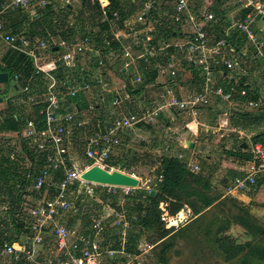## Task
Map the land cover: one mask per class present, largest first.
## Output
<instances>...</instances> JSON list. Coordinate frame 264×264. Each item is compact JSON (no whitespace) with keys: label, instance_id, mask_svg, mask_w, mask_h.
Segmentation results:
<instances>
[{"label":"built area","instance_id":"built-area-1","mask_svg":"<svg viewBox=\"0 0 264 264\" xmlns=\"http://www.w3.org/2000/svg\"><path fill=\"white\" fill-rule=\"evenodd\" d=\"M64 1L66 4H72V0ZM106 1L98 0L104 14L109 5V2ZM234 1L245 10H249V12L243 19L222 30L221 36L217 32V28L220 27L221 23L214 12L211 11L206 14L201 11L197 12L193 8L191 0L173 1V10L170 13L167 12L166 15H168L171 23L185 27L186 32L185 37L181 39L182 41L171 43H169L170 41L156 42L152 34L146 33L141 28L142 25H147L144 13L132 19L133 21L130 19L125 21L123 29L120 28L118 23L119 15L114 13L106 21L111 26L112 41H116L120 45L118 49L110 47L111 50L107 55H103L102 50L98 48V43L89 36H83V38L72 41L61 40L59 44L55 45H50L47 41L39 39L32 42L24 34H13L6 31L4 23L0 21V39L32 59L35 75H42L45 84L43 92L38 90L39 92L32 93L31 87L34 77H31L23 82V89L20 92L22 99L21 104H19L22 107H31L39 103H43L45 106L40 113L44 117V122L41 123L35 118L27 117L22 132L18 134L22 137V139L20 137V143L26 141L25 143L29 149H33L37 153H46L48 167L37 179L34 188L40 191L45 185H49V181L53 178L52 171L63 173V178L57 184L52 195L49 198L45 196V199L35 201L31 206L30 214L34 218L32 225L34 236L29 243L31 245L29 252L31 253H27L28 258L38 252L36 246L43 244V235L51 233L55 238L56 248L62 256L55 261H47L45 264H114V261L116 264H152L156 245L147 240H143L145 243H141L136 253L129 254L125 251L128 230L131 226L126 210H113L112 212V224L121 230V233L118 234L122 237L120 241L122 248L118 250L106 246L107 243L112 242L111 237L106 233L109 216L103 213L93 216L89 234L76 233L71 228L63 225L59 217L72 208L69 195L73 193V188L86 191L87 194L92 196L99 191L109 196L119 197L118 206H123V198L131 191L130 188L96 184L82 177L94 166L108 171L114 170V168H108L107 161L111 158L114 149L121 144L122 136L126 131L135 129L140 124H155L163 112L187 113L197 121L199 109L210 104L212 94L222 96L225 100L231 98V95H224L223 88L216 86L214 83L216 72L220 70L221 65H224L228 71L234 70L237 65L235 62L226 59L224 52L228 47L233 46L230 39L236 31L245 34L250 41L259 46L252 35V28L259 19L264 18V0ZM40 4L45 7L49 2L42 0ZM29 6L30 0H9V2L0 5V18L4 13L27 9ZM214 27L216 29L215 34H211L208 29ZM121 30L124 32H121ZM59 31L60 28L58 27L57 32ZM121 37H124L125 44L122 43ZM106 45L109 46L110 42L107 41ZM52 46H57L59 52L56 57L48 61V51ZM170 50L174 51V54L169 58L172 62L163 67L161 59ZM89 54L98 59V65L101 67L114 63L119 56L123 57V67L127 70H137L140 64L152 67L154 64L160 63L158 65L166 69L172 77L177 74L176 57L174 55L183 56L189 64L201 68L206 85L201 93L187 99L163 95L162 100L156 103L153 108L145 106L138 113L111 119L104 127L102 121L98 120L96 127H93L91 119L80 118L77 109H75L76 112L74 110L67 111L66 107L67 98L73 99L80 94L85 95L91 86L89 84L73 86L60 80L55 73L61 65L69 69H75L78 72L79 56ZM71 63H74L72 67H70ZM14 80L19 82L20 79L15 76ZM141 80L142 77L138 74L136 82L138 83ZM118 103L119 101L116 99L115 105H118ZM249 105L256 106L253 102H250ZM74 126L84 131L83 155L86 162L82 165L76 162L78 156L73 157L70 153L69 143ZM14 155L13 153L12 156ZM251 155L252 165L250 170L246 172V175L232 180L226 187L225 197L238 198V195L245 191L249 185L256 184V179L259 176H264V146L256 145L251 150ZM178 157L180 159L184 158L183 155ZM187 167L195 173L200 171L197 165L191 163H188ZM129 175L141 179L134 173ZM146 183L147 187H151L153 180L149 179ZM4 253L13 255L15 248L7 246ZM16 260H19V256H16Z\"/></svg>","mask_w":264,"mask_h":264},{"label":"trees","instance_id":"trees-1","mask_svg":"<svg viewBox=\"0 0 264 264\" xmlns=\"http://www.w3.org/2000/svg\"><path fill=\"white\" fill-rule=\"evenodd\" d=\"M5 1L6 0H4V2ZM36 1H40L41 3L42 0ZM46 1H48L49 4L45 7L42 6L43 9L35 15L33 22H31L23 32L20 31L22 30L24 23L23 20H29L27 16H23V19L19 20L10 32L13 34H24V36L29 38L32 42L36 41L37 37H39V40H49L51 35L55 38L60 37L67 41H72L74 39L72 36L77 32V24L64 28V31L61 30V32L59 31L57 33L58 27L60 28V25L57 23L65 25V21H68V18L71 15L74 16L73 4H65L63 9H60V12L64 15L62 17L63 19L57 18L56 22H54L52 17H56V15L60 14L54 8L56 7L54 5L56 2L55 0ZM92 1L93 0H82V6L90 5L93 11V14L90 15L95 19V15H98L96 11H100V5L97 0H95L96 3L94 2V5L92 4ZM108 1L109 5L106 8V12L109 17H112L114 13H117L119 15L118 22L121 27L123 26L124 21L144 9L142 6V0L138 2L134 0ZM173 1L175 0H153V6L149 9L147 17L148 21L152 20L154 22V30L152 33L156 36V42H168L174 39H180L184 36L182 27L178 24L171 23L168 19V15L165 14V12L170 13V11L173 10L171 4ZM198 1L199 0H197V2ZM215 1L217 6H212L210 10L214 12L217 17L219 16L220 23L225 20L227 25L230 24L229 17L221 7L223 0ZM158 5H160L159 9H157ZM195 10L198 12L197 9ZM20 13H24V9L9 11L1 16L0 21L4 23L3 19L6 17V14L18 15ZM74 18L77 19L76 16H74ZM78 20L82 23L84 22L80 18H78ZM91 26L93 27V25ZM91 26L84 27L81 33L84 34V36L86 35L95 38V41L98 43V46H100L103 54L107 55L110 50V47L106 45L107 41H112L113 38L110 33L111 29L108 22L98 19V32L91 29ZM222 30L223 29H220V27L217 28L219 36H221ZM234 39L235 35L230 41H234ZM0 42L5 44L1 39ZM244 43V40L240 41L239 45ZM5 45L8 46V49L0 59V73H8L10 80L14 79L15 76H18L20 79L19 82L22 84L26 78L30 76L34 77L31 87L32 93L39 92L38 90L43 92L45 84L42 75H35L33 60L27 54L12 48L7 44ZM56 47L57 46H52L48 51V54L56 55V51H53ZM112 47L118 49L119 45L114 43L112 44ZM173 54L174 51L170 50L166 56L162 58L163 60H168ZM123 60V57L119 56L115 60V65L120 71V76L126 78L127 75L122 69ZM183 65L185 68L192 71L193 76H199V71H197L194 65H189L185 62ZM103 68L104 70L109 68L108 64L103 66ZM139 70L142 75L141 84L138 85L139 87L133 89L128 82L127 89L129 94L133 96L144 93L148 96V91H157L160 87L157 84L159 71L155 68H146L142 65H140ZM77 71L78 72H76L75 69H69L68 67L61 65L55 73L60 80L73 86L77 84H89L95 86L98 84V81L91 80L90 75L87 74L84 69L82 71ZM106 73L107 72L104 71L103 74ZM134 76L135 75L132 77ZM179 77L180 76L178 75L177 78ZM130 78L131 77L127 79ZM249 88V86L245 85V82L237 84L235 87L236 92L234 100L240 102H247L251 98L260 100L259 95L253 97V92L249 91ZM229 89H231V85L227 86V90ZM243 90L246 92L244 96L241 95ZM89 104L90 100L88 97L80 94L73 99H68L66 107L70 110L77 109L80 112L87 111L90 108L93 111H95V109L97 110L98 105L92 107ZM44 107L43 103L33 105L29 111L25 112V114L20 112V110L15 109V107L9 102L1 113L4 118L1 121V123H3L1 127L3 129L5 127L6 131L21 133L26 124L25 119L27 117L35 118L41 123L44 122V117L40 115ZM151 126L153 125H146V128H151ZM41 128H43V126H41ZM20 142L21 140L12 146L0 147V214L6 211L4 214L7 216L2 217V220H6L7 217L11 220L10 222H5V227H0V233H24L25 237H32L34 236L32 231V219L29 218L28 214L33 204L30 203L29 198L35 197L34 199H43L46 195H51L55 191L57 184L63 178V173L61 171H52L51 175L53 174V178L50 180L49 185H45L44 188L37 191L34 188L35 182L48 167L46 153H37L35 150L28 148L25 143L26 141H23L22 143ZM253 143L262 144L264 146V132L257 134L254 137ZM78 147L79 152L82 150L83 153V146L80 145ZM13 153L15 154L14 156H12ZM178 156L179 155L170 154L162 156L159 159L157 171L152 173L154 178L151 191L155 192L153 197L150 196L151 191L145 190H142L135 195L133 194V191L138 189H134L130 194L125 196L126 199L124 200L123 206H118L119 197L109 196L99 191L91 196L87 194L86 191L73 188V193L69 196L72 202V207L76 208L73 212L75 215L71 217V215H69L71 212L68 214L64 213L63 217L60 218V222L65 223L71 229L77 228L79 226L78 223L80 222V232L88 230L89 227H91L92 217L98 215L101 211L100 208H102V206L98 205L99 203L94 200L96 195L101 193L104 203L110 202L113 210H126L128 219L131 220V230L129 231L131 235L129 237V244L126 248L129 254L136 253L139 243L146 238L151 244L157 245L156 250L160 249V252L158 251L159 254L156 253L158 254L156 255L158 262L160 264H169L168 254L175 248L177 236L174 234L176 230L174 227L167 228L166 219L175 218L183 211L189 212L190 215L188 221L198 216L201 217L205 214V211L214 207H219L221 199L223 198L222 190L213 185L212 173L205 169L207 166L205 159H202L201 170L198 173H195L188 169V160L186 158L180 159ZM238 157L242 160H251L252 158L250 154H240ZM107 165L108 168H114L119 171L130 173L124 164V161L120 158L117 159L113 154L109 161H107ZM259 187L260 183L256 185V188ZM238 218L233 217L231 220L228 219L227 226L217 228L216 233H212L211 231L210 233H204L206 241L216 246L227 262L240 260L242 264H264V227L258 224L256 219L250 218V220L248 218H241L238 220ZM111 221L107 224L106 229V233H108V236L110 237H112L113 233H120V231L113 227V221ZM233 221L244 227L246 234L251 238L249 242L241 244L236 238L226 234V232L229 231L230 226L233 224ZM10 226L12 227L11 232L10 229H6ZM13 242L15 241L7 238H0V248L6 243L12 245ZM113 242L115 243H112L111 248L120 249L119 236H113ZM106 246H108V244H106ZM25 262L26 260L23 264H26Z\"/></svg>","mask_w":264,"mask_h":264},{"label":"crops","instance_id":"crops-1","mask_svg":"<svg viewBox=\"0 0 264 264\" xmlns=\"http://www.w3.org/2000/svg\"><path fill=\"white\" fill-rule=\"evenodd\" d=\"M201 1L202 0H199L197 2L196 0V3L198 4L193 2V8L197 9L198 11H201L203 14H206L207 12H211L210 9L212 6L210 8L202 7V5H200ZM5 2H9V1L6 0ZM5 2L4 0H0L1 4ZM93 2L96 3L95 0L92 1V4ZM106 2H109V1L107 0ZM82 3L83 2H81V4ZM172 3L174 2H171V4ZM221 7L224 10L225 14L229 17V21H230V24H228L229 26L232 23L234 24L236 21L243 19V17L249 12V10H245L240 4H238L234 0H223ZM82 8H84L88 12L86 16L89 17V19L91 20L94 19L90 15V14H93V11L90 5L82 6ZM159 8H160V5L159 7H157V9ZM147 9L148 8L144 7L142 12L140 11L138 14H135L134 16L129 18L131 21H133L132 19L144 13L146 16V22H147V25H142V28L144 30H146V28L150 26V22L148 21V17H147L149 9L148 10ZM231 11L233 14H235V19L231 18L228 15L231 13ZM96 12L98 13V15H95V19L99 17V19H101L102 21L108 22L106 21V19L109 18V15L106 11L104 14V11H102L100 7V11H96ZM5 16L6 17L3 19V21L6 27V31L8 32L12 31L13 28L16 26L15 24L19 20L16 19L15 14L13 15L6 14ZM217 18L219 19V16ZM14 19H16V21L13 22ZM85 22L83 23L81 22L80 25L84 27ZM124 23L125 21L123 22L122 27L119 24L121 29L124 28ZM90 25H93V29L94 31H96L94 27L96 25L94 24V22H91ZM228 25L226 21L223 20L221 21L220 29L224 30L229 27ZM97 26H98V23H97ZM181 27H182L183 33L185 34L186 31H184V27L183 26ZM110 29H111V26H110ZM208 30L211 34H213L216 29L214 27V28H209ZM121 32H124V31L121 30ZM110 33L112 34V30H110ZM234 35H235L234 41H230V42H233V46L227 48V50L224 52V57L228 60L235 62L237 65L232 71H228L224 65H221L220 70L216 72V81L214 82L216 86L223 88L224 93H225L224 95H231V98L228 100H225L222 96H217L215 94H212L210 104L208 106L201 107L199 109L197 121L194 120L192 115L187 114V113L163 112L160 118L157 119L156 123L154 124V125H156L157 123L158 125L159 123L161 124L162 127L160 126L159 131L157 132L154 131L152 127H151L152 129L150 127L147 129L146 124H140L135 129L126 131L124 135L122 136L121 145L114 149L113 156H115L117 159L118 158L122 159L126 167H127V164L131 161V160H128V158L132 159L134 156L138 159L140 157L144 158L142 162L145 160V165H147L144 167L151 168L150 170L152 172H153L154 167L158 168L159 158H161L162 156L170 155V154L183 155L184 158L188 160V163L197 165L200 168V170H201V163H202L201 159H205L206 164H207L205 169L206 171H210V173H212L213 185L221 189L223 193V198L221 199L220 206L217 207L218 209L220 208V213H221L220 216L223 215V217H221V220H223L224 223L220 227H226L228 224L227 220L228 219L231 220L233 217H237V218L240 217L238 218V220H240L241 218L256 219L257 223L264 227V224H262L264 217L261 216L262 212H264V176H259L256 179V184L254 186L249 185L245 191L241 192L238 195V198L224 196L225 187L229 185L230 182L236 177H242L246 175V172H248L251 168L252 158L251 160H242V159H239L238 155L250 154V156L252 157L251 150L256 145L263 146L262 144H254L253 143L254 137L257 134L264 132V18L259 19L257 23L254 25V27L252 28V35L253 37H255V39L259 43V46L255 45L252 41H250L245 34H240L236 31L233 34V36ZM83 36L84 34L81 35L82 38ZM184 37L185 36H182L180 39H174L170 41L169 43L180 41ZM154 38H156V36ZM93 39L95 40V38ZM61 40H65V39L61 38ZM121 40L123 44L126 43L124 37H121ZM243 40L245 41V43L242 45L241 44L239 45V42ZM47 42L49 43V41ZM109 42H110V45L108 47H111V48H113L112 44L114 43L116 45H120L116 41H109ZM158 42H165V41H158ZM56 44H59V43L56 42ZM98 48L101 50L100 46ZM57 51H59V49ZM57 51H56V55L48 54L49 56L48 61L52 60V58L57 56V53H58ZM83 56H88V58L91 57L92 62H93L92 66L94 62L98 61V59L94 55L89 54V55H83ZM174 57H176V69H177V74L175 77H172L170 73L166 71V69L162 68V66L163 67L167 66L169 62H172V60H170L169 58L168 60H165V59L163 60V58L161 59V61L163 62L162 66L158 65L160 63L154 64V66L152 67H147L144 64H140L146 68H155L159 71V76L157 78V84L160 87L157 89V91H153V90L148 91V96L145 95L143 100L139 102V106H137L139 108V111L140 109H143L145 106L149 108H153L156 105V103L162 100L161 97L163 95L167 97L174 96L179 99H187L189 97H192L202 92V89L206 85V80H205L204 74L201 71V68L198 66H195L197 71H199V76L195 77L193 76L191 70L184 67L183 65L184 62L187 64L189 63L185 60L183 56L174 55ZM123 64H124V60L122 61V67H123ZM140 65L138 66L137 70H134V69L127 70L124 67L122 69L125 71L126 75H129V77H131L130 78L131 80V79H135L138 74L141 75L140 70H139ZM108 66L109 68H106L105 70L106 72L107 70L115 71L114 70L116 68L115 62L112 64L111 63L108 64ZM83 69H81L79 66L78 70L82 71ZM108 72L106 74H103L102 78H106L105 75L108 76ZM133 75L135 76L132 77ZM178 75L180 76L179 78H177ZM29 78H31V76L26 78L24 82H26ZM161 78H164L165 81L161 82L160 81ZM141 81L138 82L137 84H141ZM101 82L102 80L98 81L97 85L101 86ZM243 82H245V85L250 87L249 91L253 92V97L254 96L256 97L259 95L260 100H257L254 98H251L247 102H240L238 100H234L235 92H236L235 87L237 84L243 83ZM229 85H231V89L227 90V86ZM107 86H108V83L106 81V89L102 86V90L104 93L102 94V96H100L102 102L97 104L98 105L97 111H99L100 107L102 106V103L106 101L107 96L113 97L114 99L112 103L113 106L115 105L116 99H118L119 101V97L121 96L120 94L122 90L125 91L126 97H129V98L132 97L129 94L126 85H123L122 87H120L119 85H117L116 81H113L112 86L110 88L109 87L107 88ZM15 89L17 93L18 92L20 93L19 86H15ZM245 94L246 92L243 90L241 92V95L244 96ZM20 98H22L21 94H20ZM107 100L110 102V98H107ZM250 102L255 103L256 106H250L249 105ZM129 106L130 107L125 108V110L127 109L126 112L123 113V110H121V113H118V114L112 112L109 118H105L104 117L105 115H101L102 112L99 111L101 117H98V119L90 118L92 121V126L96 127L97 121L100 120L102 121V125L104 127L111 119L113 120V119H117L122 116H127L131 113L139 112V111L134 112L132 108L133 106L132 105H129ZM67 111H73V110H70L67 107ZM78 113L80 115L79 116L80 118H84V117L87 118L86 111L80 112L78 110ZM187 118H189L190 120H187ZM182 123H185V126H182L183 130L182 132H180L179 127L182 125ZM213 123H218L220 125L221 133L219 135H214L215 133L212 131L210 127V125ZM16 134L18 135L20 133H16ZM84 140H85L84 131L82 129H77L75 130V133H72L70 137L69 145L71 148L77 149L79 148L78 146L84 145ZM163 142L167 143L166 146H164ZM191 143L194 145L193 149H190L188 147ZM138 146L145 148V150H140ZM136 152H140L142 153V155H137ZM133 162L130 163V166H132L131 167L132 169H134ZM258 183H260V187L256 188V185ZM130 189L134 190L132 188ZM137 189H140V187H138ZM130 192L128 194H130ZM51 195L50 194L46 195V198H49ZM43 199H45V197H43ZM37 200H41V199H37ZM37 200L35 199L33 201L30 200V203L34 204V202ZM232 205L238 208L237 213L235 214L230 213L229 211ZM212 209L205 211L204 212L205 214H203V216L201 217L198 216V217L192 218L191 220L187 221V223L182 222V220H184L183 216H185V214L181 215V219L177 217L171 218L172 224H171V227L169 228L174 227L176 229L174 234L177 236V240L180 237H182L181 234H185V233H191V236L189 234L187 238L195 240L196 238L199 237L200 233L209 232L208 229L211 228V224H213L214 219H215V218L211 219L213 218V214H211V216L209 215L210 217L207 218L208 214H210L208 212ZM63 215L59 218H62ZM28 216L29 218L32 219V225H33L34 218L31 216L30 211H29ZM2 217H5L4 212L0 214V227L1 228L5 227L4 224L6 221L7 222L11 221L9 217H7L6 220L5 219L2 220ZM199 220L200 221L202 220L201 223H197ZM129 221L131 222V220ZM62 224L67 226L65 223H62ZM234 225H237V226H234ZM232 226H234L235 228H238L236 229L238 232L239 230L243 232L244 236H248L246 234V230L241 224H238L237 222L233 221V224L230 226L229 230L231 229ZM90 228L91 227H89L88 230H85L82 233L89 234ZM114 228L120 231L121 233V230L117 229L118 227H114ZM6 229H10V232L12 231L11 226ZM130 230H128L127 243L125 245L126 252H128L126 248L129 244V237L131 235V233H129ZM185 230H188V231L184 232ZM115 235L119 236L120 241L122 240V237L118 233H113L111 237L112 242L107 243L108 247H111L112 243H115L113 242V236ZM32 237H25L24 233H15V232L14 233L13 232L0 233L1 239L7 238L12 241H15L12 243V245H8V243H6L4 244L2 248H0V264H23L25 260H26L25 262L26 264H45L47 263V261H55L58 259L56 258L54 260V259H50V256L48 257V254H51V251L50 249H47V246L49 245H46L47 244V242H45L46 238L49 239L51 237L53 239L54 249H56L55 238L51 233H47L43 235V239H44L43 244L41 246H36V250H38V252L33 254L32 257L28 258L27 253L29 252V247L31 246L29 243L31 242ZM142 242L143 240L139 243L138 247L141 245ZM176 245H177V242H176ZM7 246H10V247L13 246L15 248V253L13 255L4 253ZM119 246H120V243H119ZM156 247L157 245L155 246V248ZM121 248L122 247L120 246V249ZM16 256H19V260H16ZM61 256L62 255H60V257ZM155 256H156V253H155ZM114 264H116L115 261H114Z\"/></svg>","mask_w":264,"mask_h":264},{"label":"rangeland","instance_id":"rangeland-1","mask_svg":"<svg viewBox=\"0 0 264 264\" xmlns=\"http://www.w3.org/2000/svg\"><path fill=\"white\" fill-rule=\"evenodd\" d=\"M55 2L56 3H54V5L56 7H54V8L60 14L56 15V17H52L54 19L53 20L54 22H56L57 18L63 19L62 17L64 15H63V13L60 12V9H63L64 5L66 4L64 0H55ZM81 2H82L81 0H72V2H71L73 4V6H74V16H76L77 19L74 18V16L71 15L68 18V21H65V25H63V24L61 25V23H58L60 25V32H61V30L64 31V28H67V27L73 26L74 24L75 25L77 24V28H76L77 32H76L75 35L72 36L74 38L73 40L79 39L81 37V35H82V33H81L82 29L85 26L86 27L87 26H91L90 25L91 22H94V24L96 25V26H94L95 30H96L95 32L99 31V28L97 26L99 17H97L96 19H92V20L89 19V17L86 16L88 12L84 8H82ZM191 2L192 3L193 2L196 3V0H192ZM142 3H143L142 6L145 7V8H148V9H150L153 6V0H142ZM200 5H202V7H205V8H210L211 6H217V3L214 0H202L200 2ZM157 7H159V5ZM41 9H43V7L40 4V1H36V0L32 1L31 0L30 6L27 9H24V13L18 14L19 16L16 15V19L17 20H22L23 16H27L29 18L28 21L23 20L24 23H23V26H22V30L20 32H23L25 30V28H27V26H29L30 23L33 22L35 15H37L38 12ZM165 14H166V12H165ZM228 15L231 18L235 19V14H233L232 11ZM78 18H80L82 20L85 19L84 22L86 21L87 23L85 22V26L84 27H82L80 25L81 22L78 20ZM16 19H14L13 22L16 21ZM149 22H150V26L147 27L146 30H144V31L146 33L152 34L153 37H155V35L152 33L153 30H154V22L152 20L151 21L149 20ZM91 29H93L92 26H91ZM184 31H186L185 27H184ZM38 38L39 37H37L36 40H38ZM49 38H50L49 40H45V41H49L50 45H55L56 42L60 43V41H61L60 37L59 38H55L54 36H50ZM7 49H8V46H6L5 44L0 42V59L6 53ZM78 62H79L78 65L80 66V68L81 69H83V68L85 69L86 73L90 75L92 81H101L102 80L101 86L97 85V84L95 86L90 85L91 86L90 90L85 94V96L88 97V99L90 100V104L89 105H91L92 107H94V106L96 107L98 103L102 102L100 96H102V94L104 93L103 90H102V86L106 89V81L108 83L107 88L108 87L110 88L112 86L113 81H116L117 85H119L120 87H122L123 85L127 86L128 82L130 83L129 84L130 87H132L133 89L139 87L138 86L139 84H137V82H136V78L135 79H131V80L127 79V78H129L128 75H127L126 78L125 77L124 78L121 77L120 76V71L118 70V68H115L114 69L115 71L107 70V72L109 71L108 72V76L105 75L106 78H102V75H103V73L105 71L104 68L99 66L98 62H94L93 66H92L93 62H92L91 57L88 58V56H80V59L78 60ZM74 63H75V61H74ZM74 63H71L70 67H72L74 65ZM133 81L136 84H134ZM160 81L164 82L165 80H164V78H161ZM15 86H19L20 87V92L22 91V89H23L22 88L23 87L22 83H20V82L17 83L13 79L9 80V82L6 83V84H1L0 85V88H1V93H0L1 96H0V98L3 99L2 102H0V147L1 148L9 146V145L10 146L14 145L16 142L20 141V137H21V135H17L16 132L6 131L5 127H4V129L1 127L2 124H3V123H1V121L4 119L2 117V115H1V113L6 108L7 104L10 102L15 107V109H18V110H20V112H23V113H25L26 111H29L31 109V107H22V105H20L22 98H20V93L16 92ZM120 95L121 96L119 97V104L116 105V106L112 105V103L114 101L113 97H108L107 96V98H110V102L106 98V101L102 103V106L99 109V111L102 112L101 115H105L104 116L105 118H109L111 116L112 112L118 114V113H121V110H123V113H124V112L127 111V109L125 110V108L126 107H130L129 105L133 106L132 108H133L134 112H138L139 108L137 106H139V102L142 101L144 96H145V94L142 93L140 95H133L132 97L129 98V97H126V93H125L124 90L121 91ZM17 96H18V98H17ZM67 99H69V98H67ZM217 107H218V105H217ZM219 108H221V107H219ZM97 109H98V107H97ZM99 111H97L96 109H95V111H93L90 108L89 110L86 111L87 118H89V119L90 118L98 119V117H101ZM213 115H212V117H213ZM187 120H190V119L187 118ZM160 126H161V124L159 123V125H158V123H157L156 125L153 124V126H151V127L153 128L154 131L157 132V131L160 130ZM182 126H185V123H182V125L179 127V131L180 132H182V130H183ZM210 127H211L212 131L215 133L214 135H219L221 133L220 125L218 123H213V124L210 125ZM77 129L78 128L74 126L72 128V132L75 133V130H77ZM21 139H22V137H21ZM163 143H164V146H166L167 143H165V142H163ZM139 149L140 150H145V148H143L141 146L139 147ZM70 153L72 154L73 157L78 156V159L76 161L78 164L82 165V164H84L86 162V160L84 158V155L82 153V150H81V152H79L78 148L77 149H75V148L72 149L71 148V152ZM136 154L137 155H142V153H140V152H136ZM143 159L144 158H141V157L138 159L135 156L132 159L128 158V160H131L127 164V168L129 170V172L130 173H134L135 175H137V177L141 178L140 180L142 182L139 185V187H140V190L138 189L139 191L138 190H136V191L131 190V192L133 191V194H135V195H137V193L142 191V190L149 191L151 189V187L147 188V186H145V184H147L146 183L147 180H149V179L153 180L154 177H153L152 173L157 171V167H154L153 172L150 170L151 168L144 167V166H147V165H145V160L142 162ZM131 162L134 163V165H133L134 169H132L131 168L132 166H130ZM156 165H158V164H156ZM114 170H117V169H114ZM121 172L127 173L126 171H121ZM130 173H127V174H130ZM49 183H50V181H49ZM223 192H224V190H223ZM34 198H29V199L31 201H33ZM125 199H126V197L123 198V202H124ZM35 200H37V199H35ZM94 200L97 203H99L98 205L102 206V208H100V210H101L100 213H103L104 215L109 216L108 220H107V222L109 223V221L112 220V212H113V208L111 206V203L110 202L104 203L103 202L104 200L102 198V194L101 193L99 195H96ZM4 208H5V206H4ZM92 208H94V207H92ZM237 209L238 208H236V206L232 205L231 209L229 211H230V213L235 214V213H237ZM75 210H76V208L72 207L70 211L66 212V214L71 212V214H69V215H71V217H72L73 215H75L73 213ZM97 210H99V209H97ZM4 212H6V211H4ZM212 212H214V213H212ZM208 213H210V214H208L207 218H209L211 216V214H213V218H211V219L215 218L213 224H211V228L208 229V231H209V233H210V231L212 233H216L217 232L216 229L219 228L224 223L223 220H221V217H223V215L220 216V214H221L220 213V208L218 209L217 207L213 208ZM182 214H185V216H183L184 220H182V222L183 223L184 222L187 223L188 217L190 215L189 212L188 211H183L177 216V218L181 219V215ZM4 216L6 217L7 215L4 214ZM261 216L264 217V212H262ZM166 221H167V223H166L167 227L168 228L171 227V224H172L171 223V218L166 219ZM201 221L199 220L197 223H201ZM78 224H79V226L77 228H73L72 229L76 233H80V228H81L80 227V222ZM262 224H264V220L262 221ZM234 226H237V225H234ZM234 226H232L231 229L226 234L231 235L232 237L236 238L239 243H245V242H249L251 240V238L249 236H244L243 232H241L240 230L238 232L236 230L238 228H235ZM130 229H131V226H130ZM187 231L188 230H185L184 232H187ZM189 234L191 236V233L181 234L182 237H180L177 240L176 247L168 254L169 264H242L240 260H235L233 262H227L224 259V256L217 249V247L214 246L213 244H211L210 242L206 241V239L204 237V233H200L199 237L196 238L195 240L187 238V236ZM145 240H147V239L145 238ZM45 242H47L46 245H49V246H47V249H50V251H51V254H48V257L50 256V259H54V260L56 258H59L61 253L57 250V248L54 249L53 239L51 237L49 239L46 238ZM144 243H145V241H143V244ZM158 251L160 252V249L156 250L155 253H158ZM158 254H156V255H158ZM152 264H160L158 262L157 257L155 256V254H154V259L152 261Z\"/></svg>","mask_w":264,"mask_h":264},{"label":"water","instance_id":"water-1","mask_svg":"<svg viewBox=\"0 0 264 264\" xmlns=\"http://www.w3.org/2000/svg\"><path fill=\"white\" fill-rule=\"evenodd\" d=\"M57 50L58 47L54 48V51ZM9 80L10 79L8 73H0V85L8 83ZM2 100L3 99L0 98V102H2ZM193 146L194 145L191 143L188 147L190 149H193ZM82 178L96 184L120 186L132 189H137L140 185V180L134 176H131L127 173L118 170L108 171L98 166L92 167L90 170L84 173ZM154 194L155 192L151 191L150 196L153 197Z\"/></svg>","mask_w":264,"mask_h":264}]
</instances>
